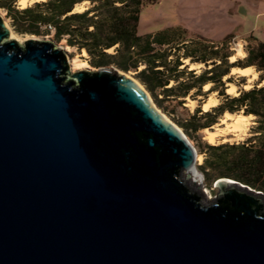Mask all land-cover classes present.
I'll return each instance as SVG.
<instances>
[{
    "label": "water",
    "instance_id": "obj_1",
    "mask_svg": "<svg viewBox=\"0 0 264 264\" xmlns=\"http://www.w3.org/2000/svg\"><path fill=\"white\" fill-rule=\"evenodd\" d=\"M0 16V264H264V195L200 193L197 149L111 67L69 73Z\"/></svg>",
    "mask_w": 264,
    "mask_h": 264
},
{
    "label": "trees",
    "instance_id": "obj_2",
    "mask_svg": "<svg viewBox=\"0 0 264 264\" xmlns=\"http://www.w3.org/2000/svg\"><path fill=\"white\" fill-rule=\"evenodd\" d=\"M16 1L0 0V8L15 32L52 35L54 42L65 40L68 46L84 50L95 68L134 71L157 103L161 102L157 89L165 96L180 99L217 92L221 98L218 105L208 111L197 107L187 119L178 122L185 134L196 141L197 153L203 156L196 167L208 186L224 177L264 193V86L259 85L264 80L263 41L250 34L245 39L247 56L230 62L234 54L228 48L231 36L216 44L201 37L189 38L181 28L140 35L141 8L155 0H41L23 10L18 9ZM83 1L90 6L73 11ZM185 59L205 67L197 75L196 68L189 69L183 63ZM248 66L259 72L258 82L247 90L238 89V95L226 94L225 84L233 80L232 76L226 82L223 78L232 67ZM170 81L173 84L168 86ZM207 83L211 87L203 91ZM224 112L254 115L253 135L238 143L203 142L198 131L217 124Z\"/></svg>",
    "mask_w": 264,
    "mask_h": 264
},
{
    "label": "rangeland",
    "instance_id": "obj_3",
    "mask_svg": "<svg viewBox=\"0 0 264 264\" xmlns=\"http://www.w3.org/2000/svg\"><path fill=\"white\" fill-rule=\"evenodd\" d=\"M15 4L17 6V1ZM89 6L90 4L88 1H83L76 4L73 11H83ZM0 16L14 33V37L10 36L9 38L15 39L19 44L23 45L26 39L32 37L51 41L55 47L61 48L65 54L69 73L84 69H96L89 64L88 56L84 50L79 51L75 47L68 46L65 40L54 42L52 35L36 36L31 34H19L15 32L10 24V19L6 17L5 11L1 8ZM169 28L184 29L189 38L201 37L216 44L222 42L226 37L231 36L228 48L234 53L232 56H235L238 47L245 52V39L250 34L264 42V0H155L153 3L142 6L138 22V33L140 35L154 34ZM112 50V48L109 49V52ZM238 57L239 56H237V58ZM183 63L185 64V60ZM186 64L188 65V63ZM204 67V64L197 67L196 72L201 71ZM140 68H142V66L138 69ZM230 72H232V70ZM126 73L141 83L134 76V71H128ZM226 77L228 78L229 76ZM223 80L225 82L227 81L225 77ZM232 80V83L236 84L238 89L242 88L241 85H249L250 82L248 79L239 78L237 75L232 76ZM242 82L243 84H241ZM232 83L226 82L225 85L229 84L230 86ZM172 84L173 81H170L168 86H171ZM226 88L227 91L225 92H228L229 87L226 86ZM202 90L205 91L204 86ZM146 91L155 106L165 115L166 118L177 125L182 131L183 128L179 126L178 122L187 119L197 107H201L203 110V105L209 101V98L215 99L216 103L218 101L216 98L218 96L217 92H211L207 94L206 97L198 96L196 99L192 98L190 95L180 99L172 96H165L161 93L160 89H157V97L161 99V102L157 103L151 93L148 90ZM216 103L212 105H215ZM223 119L220 118L217 124L198 131L197 136L203 142L208 143L206 140L207 130L216 131L217 136L212 144H219L224 142H244L247 138L253 135L252 127L255 125V119H248L245 122L246 125H244L243 130L239 132L231 131V126L224 123ZM183 133L185 134L184 131ZM185 136L190 143L195 146L196 141L191 137H188L186 134ZM199 163L201 162L198 161L196 166ZM196 170L200 172L198 169ZM216 192L217 191L213 185L208 186L205 184L204 180H202L200 193L206 201L214 199Z\"/></svg>",
    "mask_w": 264,
    "mask_h": 264
},
{
    "label": "bare ground",
    "instance_id": "obj_4",
    "mask_svg": "<svg viewBox=\"0 0 264 264\" xmlns=\"http://www.w3.org/2000/svg\"><path fill=\"white\" fill-rule=\"evenodd\" d=\"M37 1H40V0H37ZM9 30H10L9 37L10 36L14 37V33L12 32V30L10 28H9ZM185 61H187V59H185ZM188 61H187V63H188L189 69H195V68L200 67L202 65V64H197V63H189ZM193 65H196V67H193ZM208 84L209 83H207L205 85H208ZM205 85H204V88H205ZM226 86L229 87V89L230 88L234 89V91H230L228 89V92L233 93L235 95H238V92L236 91V87L233 83L230 86H229V84ZM211 101H212V103H210L209 106L216 103L215 99H211ZM207 103H209V101ZM203 110H204V105H203ZM223 117H224V119L222 118L223 122L226 123L228 126H231V131H234V132L235 131L236 132L242 131L244 128V125H246L245 122L248 120L247 117H244V114H242V113H238L237 115H234V114H230L228 112H225ZM216 136H217L216 131L207 130L206 140L208 141V143H210V144L214 143V139ZM197 160L199 162H201L202 156L198 155Z\"/></svg>",
    "mask_w": 264,
    "mask_h": 264
},
{
    "label": "clouds",
    "instance_id": "obj_5",
    "mask_svg": "<svg viewBox=\"0 0 264 264\" xmlns=\"http://www.w3.org/2000/svg\"><path fill=\"white\" fill-rule=\"evenodd\" d=\"M36 2H37V0H17V7H18V9L23 10L24 8L31 6V5H33ZM16 38H18V37H16ZM236 53L237 54L235 56H231L229 58L230 62L231 61H235L237 59V56H239L240 58H244V57L247 56V53L244 52L239 47L236 49ZM185 63H187V61H185ZM193 67H196V65H193ZM253 71H254V66L253 67H249L247 69H239V68H233L232 69L233 73H239L240 75H248L249 73H252ZM197 75H199V72H197ZM256 75H258V73L255 74L253 76V78H255ZM225 79H227V77H225ZM261 86H264V84H262ZM209 87H211V84L205 85V91H207V89ZM245 87H246V90H247L250 87V82H249V85H246ZM229 90L230 91H234L233 88H230ZM213 95H215V94H213ZM210 103H212L211 98H209V103H206L204 105V111H208L209 110V104Z\"/></svg>",
    "mask_w": 264,
    "mask_h": 264
},
{
    "label": "crops",
    "instance_id": "obj_6",
    "mask_svg": "<svg viewBox=\"0 0 264 264\" xmlns=\"http://www.w3.org/2000/svg\"><path fill=\"white\" fill-rule=\"evenodd\" d=\"M249 67H253V66H248V67H236V68H239V69H247V68H249ZM233 68H235V67H232L231 68V70L233 69ZM230 70V71H231ZM258 73V75H256V77L255 78H253V76L255 75V74H257ZM235 75H237V76H239V78H242V79H248L249 81H250V87H252L255 83H257L258 82V76H259V72H257L256 71V69H255V67H254V71L252 72V73H249L248 75H240L239 73H233V72H230L229 73V75H227V76H235ZM232 83V82H231ZM234 84V83H233ZM262 84H264V80L259 84V85H262ZM235 86H236V84H234ZM242 86V88H244L245 86L244 85H241ZM236 88H237V86H236ZM240 89V88H239ZM244 89H246V88H244ZM237 90H238V88H237ZM236 90V91H237ZM225 91H227V88L225 89ZM212 93H215V92H212ZM226 94H228V95H234V94H230V93H228V92H225ZM217 99H218V101H217V103L215 104V105H217L219 102H220V100H221V98L220 97H216ZM215 105H211L210 107H209V109L211 108V107H213V106H215ZM204 111V110H203ZM229 113V112H228ZM224 114H225V112L223 113V115L221 116V119L223 118V116H224ZM230 114H234V115H237L238 113H230ZM244 117H247V119H249V120H251V119H255V116L254 115H244Z\"/></svg>",
    "mask_w": 264,
    "mask_h": 264
},
{
    "label": "flooded vegetation",
    "instance_id": "obj_7",
    "mask_svg": "<svg viewBox=\"0 0 264 264\" xmlns=\"http://www.w3.org/2000/svg\"><path fill=\"white\" fill-rule=\"evenodd\" d=\"M264 195V193H262Z\"/></svg>",
    "mask_w": 264,
    "mask_h": 264
}]
</instances>
